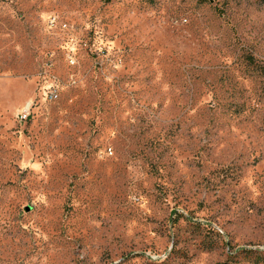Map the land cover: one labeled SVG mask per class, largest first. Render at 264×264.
Wrapping results in <instances>:
<instances>
[{
  "label": "rangeland",
  "instance_id": "374dc122",
  "mask_svg": "<svg viewBox=\"0 0 264 264\" xmlns=\"http://www.w3.org/2000/svg\"><path fill=\"white\" fill-rule=\"evenodd\" d=\"M0 264H264V0H0Z\"/></svg>",
  "mask_w": 264,
  "mask_h": 264
}]
</instances>
